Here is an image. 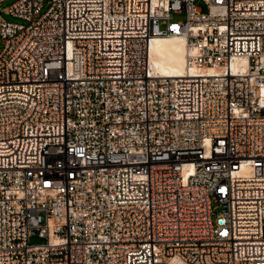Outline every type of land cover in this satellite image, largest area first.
<instances>
[{
  "label": "built area",
  "instance_id": "built-area-1",
  "mask_svg": "<svg viewBox=\"0 0 264 264\" xmlns=\"http://www.w3.org/2000/svg\"><path fill=\"white\" fill-rule=\"evenodd\" d=\"M205 2L0 13V264H264V0ZM169 35L196 75L154 72Z\"/></svg>",
  "mask_w": 264,
  "mask_h": 264
},
{
  "label": "bare ground",
  "instance_id": "bare-ground-1",
  "mask_svg": "<svg viewBox=\"0 0 264 264\" xmlns=\"http://www.w3.org/2000/svg\"><path fill=\"white\" fill-rule=\"evenodd\" d=\"M184 36H163L156 37L151 44V67L155 73L163 77H183L188 73L196 75L198 67L189 69L188 57L193 55ZM240 62H236L237 68ZM206 72L215 75L218 69L215 67L202 68L201 73Z\"/></svg>",
  "mask_w": 264,
  "mask_h": 264
},
{
  "label": "rangeland",
  "instance_id": "rangeland-1",
  "mask_svg": "<svg viewBox=\"0 0 264 264\" xmlns=\"http://www.w3.org/2000/svg\"><path fill=\"white\" fill-rule=\"evenodd\" d=\"M17 0H7L4 1L0 4V13H1V17L8 22H15V23H24L23 20L18 19L16 17H13L11 15H8L6 13H4L3 10L9 8L13 3H15ZM196 6L203 12V13H208L209 8H208V4L205 2V0H196ZM46 9H44L43 12H45ZM186 19L185 16V11L182 14L179 15H175V20L176 21H183ZM0 48H2V45L0 46ZM46 242L45 238H42L38 235L32 236L30 238V244L31 245H40V244H44Z\"/></svg>",
  "mask_w": 264,
  "mask_h": 264
}]
</instances>
